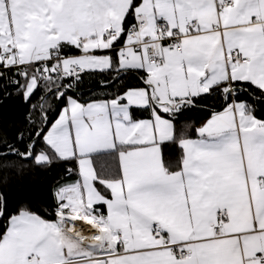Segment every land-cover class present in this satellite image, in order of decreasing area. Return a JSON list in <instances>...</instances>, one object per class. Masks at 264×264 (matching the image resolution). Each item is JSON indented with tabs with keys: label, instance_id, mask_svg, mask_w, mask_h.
<instances>
[{
	"label": "snow or ice",
	"instance_id": "snow-or-ice-1",
	"mask_svg": "<svg viewBox=\"0 0 264 264\" xmlns=\"http://www.w3.org/2000/svg\"><path fill=\"white\" fill-rule=\"evenodd\" d=\"M0 69L29 104L0 122V264H264V0H0ZM113 71L122 91H75ZM57 163L54 218L10 213L3 185Z\"/></svg>",
	"mask_w": 264,
	"mask_h": 264
},
{
	"label": "trees",
	"instance_id": "trees-1",
	"mask_svg": "<svg viewBox=\"0 0 264 264\" xmlns=\"http://www.w3.org/2000/svg\"><path fill=\"white\" fill-rule=\"evenodd\" d=\"M5 75L8 76L10 73L6 72ZM115 75L116 73L113 71L110 73H97L92 76H85L83 84H81L75 91L82 93L84 99H88L90 96L104 97L106 92L113 93L117 89L122 91L123 89L120 88L119 83L110 84V86L107 88H104L100 84V81L108 80L109 77ZM141 75H143L142 72L128 74L123 77L121 83L128 87L143 86L141 81L137 78ZM5 83V80L0 79V86ZM6 92L14 93V88L9 87L7 89L0 90V122H2L3 128L9 132L10 136H12L14 135L16 128L10 127V125H21L24 115L29 110V104L24 103L22 97L15 94L6 96ZM69 94H71V92ZM40 95L41 92L37 91L32 96L30 103L38 104ZM45 103H51L54 109L53 111L49 112L50 124L58 115V109L63 107V101L58 102L55 100H46ZM213 103H216V108L219 110V104L217 102H201L197 107L184 112L183 116L180 118L181 124L185 127L187 134L193 139L196 138L195 129L198 127V125L210 117L211 108L209 105ZM256 115L258 118H264V107L258 110ZM176 154L175 148H169L166 150V155L169 157L174 158ZM97 163L98 165L106 164L107 167L102 169L106 172L110 171L115 166L112 157H99L97 159ZM69 167L73 166L66 163H57L47 170H41L38 167L32 168L22 180H18L14 177L11 178L8 184L3 185V190L7 195L8 211L11 213L20 206L30 205L31 208L33 210H37L38 213L43 216V218L49 220L53 219L54 216L51 211L53 204L51 190L57 182H64L62 178L68 175L67 169ZM7 174V170L0 168V183H2L5 175ZM72 179L75 180L76 176L73 175ZM3 231V221H0V233Z\"/></svg>",
	"mask_w": 264,
	"mask_h": 264
},
{
	"label": "bare ground",
	"instance_id": "bare-ground-1",
	"mask_svg": "<svg viewBox=\"0 0 264 264\" xmlns=\"http://www.w3.org/2000/svg\"><path fill=\"white\" fill-rule=\"evenodd\" d=\"M79 224V222H78ZM82 231L84 232L85 235H89V231L86 225H80Z\"/></svg>",
	"mask_w": 264,
	"mask_h": 264
},
{
	"label": "crops",
	"instance_id": "crops-1",
	"mask_svg": "<svg viewBox=\"0 0 264 264\" xmlns=\"http://www.w3.org/2000/svg\"><path fill=\"white\" fill-rule=\"evenodd\" d=\"M146 116H147V113H144L143 116H141V118H144V117H146ZM206 120H207V119H206ZM206 120H205V121H206ZM205 121H203L201 124H203ZM201 124H200V125H201ZM200 125H198V127H199ZM196 138H197V137H196ZM194 139H195V138H194Z\"/></svg>",
	"mask_w": 264,
	"mask_h": 264
}]
</instances>
